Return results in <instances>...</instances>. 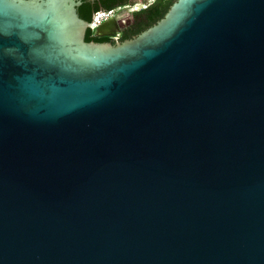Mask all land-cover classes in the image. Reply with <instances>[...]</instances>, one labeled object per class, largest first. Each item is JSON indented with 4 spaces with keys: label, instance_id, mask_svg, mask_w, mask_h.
I'll return each instance as SVG.
<instances>
[{
    "label": "water",
    "instance_id": "1",
    "mask_svg": "<svg viewBox=\"0 0 264 264\" xmlns=\"http://www.w3.org/2000/svg\"><path fill=\"white\" fill-rule=\"evenodd\" d=\"M82 1L0 0V264H264V0Z\"/></svg>",
    "mask_w": 264,
    "mask_h": 264
},
{
    "label": "trees",
    "instance_id": "2",
    "mask_svg": "<svg viewBox=\"0 0 264 264\" xmlns=\"http://www.w3.org/2000/svg\"><path fill=\"white\" fill-rule=\"evenodd\" d=\"M131 1L132 0H84L77 8V14L80 19L89 23L92 21V16L96 13L100 11H109L116 8L120 9L122 6L129 4ZM174 1L175 0H153V2L149 6H146L142 10L134 12V24L132 25V27L134 28L132 30L134 36L138 35L142 31L154 25L158 20H160ZM123 37V40L131 38V36L126 35ZM85 41L105 43V40L95 38L93 36V30L91 29L86 30Z\"/></svg>",
    "mask_w": 264,
    "mask_h": 264
},
{
    "label": "flooded vegetation",
    "instance_id": "3",
    "mask_svg": "<svg viewBox=\"0 0 264 264\" xmlns=\"http://www.w3.org/2000/svg\"><path fill=\"white\" fill-rule=\"evenodd\" d=\"M152 2H153V0H139V1L132 0L129 4L122 6L120 10L116 11L112 15V17H110L111 21H113L114 29L118 30V33L115 36H113V37H111V36L95 37L94 35L93 36L95 38H100V39L105 40V43L109 42L111 44H114L117 41H122L124 39L123 36H125V35L131 36V38L134 37V34L132 33V30L134 29L132 27V25L134 24V20H133V17H134L133 13L134 12H132L131 14L128 15V16H130L129 19H125L124 17H121L119 15L123 12L125 13L126 11H129V9H132V5L135 3L140 4L142 7L139 10H142L146 6H149ZM93 17H94V15L92 16V19H93ZM89 23H91V22H89Z\"/></svg>",
    "mask_w": 264,
    "mask_h": 264
},
{
    "label": "built area",
    "instance_id": "4",
    "mask_svg": "<svg viewBox=\"0 0 264 264\" xmlns=\"http://www.w3.org/2000/svg\"><path fill=\"white\" fill-rule=\"evenodd\" d=\"M117 10H119V8L96 13L91 21V30H94L102 21L107 20L108 18L112 17V15Z\"/></svg>",
    "mask_w": 264,
    "mask_h": 264
},
{
    "label": "rangeland",
    "instance_id": "5",
    "mask_svg": "<svg viewBox=\"0 0 264 264\" xmlns=\"http://www.w3.org/2000/svg\"><path fill=\"white\" fill-rule=\"evenodd\" d=\"M136 1H139V0H136ZM141 5L140 4H137V3H135V4H133L132 5V9H129V11H126L125 13L123 12V13H121L119 16H121V17H124L125 19H129L130 18V16H128L129 14H131L132 12H136V11H138L139 9H141ZM121 9V8H120ZM119 9V10H120ZM118 11V10H117Z\"/></svg>",
    "mask_w": 264,
    "mask_h": 264
}]
</instances>
